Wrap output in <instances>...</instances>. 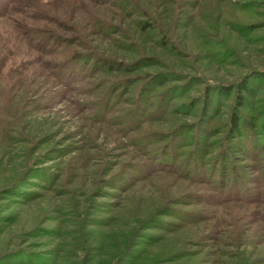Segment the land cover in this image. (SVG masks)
I'll return each instance as SVG.
<instances>
[{"label":"rangeland","instance_id":"1","mask_svg":"<svg viewBox=\"0 0 264 264\" xmlns=\"http://www.w3.org/2000/svg\"><path fill=\"white\" fill-rule=\"evenodd\" d=\"M0 264H264V0H0Z\"/></svg>","mask_w":264,"mask_h":264},{"label":"trees","instance_id":"2","mask_svg":"<svg viewBox=\"0 0 264 264\" xmlns=\"http://www.w3.org/2000/svg\"><path fill=\"white\" fill-rule=\"evenodd\" d=\"M239 104L242 105V104H243L242 101H240ZM237 123H238V120H237V119H234V120H233V124H234V126H237Z\"/></svg>","mask_w":264,"mask_h":264}]
</instances>
